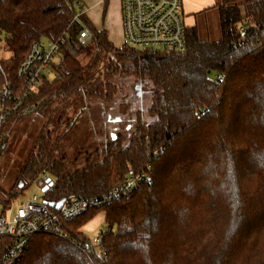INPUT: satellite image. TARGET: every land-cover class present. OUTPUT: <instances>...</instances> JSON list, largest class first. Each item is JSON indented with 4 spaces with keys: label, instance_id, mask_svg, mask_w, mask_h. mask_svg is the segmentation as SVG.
Returning a JSON list of instances; mask_svg holds the SVG:
<instances>
[{
    "label": "trees",
    "instance_id": "16d2710c",
    "mask_svg": "<svg viewBox=\"0 0 264 264\" xmlns=\"http://www.w3.org/2000/svg\"><path fill=\"white\" fill-rule=\"evenodd\" d=\"M75 1L0 0V38L11 53L0 59V94L5 81L10 85L0 99V155L22 117L14 110L22 86L18 66L43 39L68 34L51 63L56 76L45 75L21 106L39 102L33 113L47 111L76 94L113 102L119 88L110 78L121 73L150 87L152 120L137 112L127 138L106 139L96 158L85 152L71 168L65 155H56L60 137H52L47 116L16 183L0 187V201L46 174L53 185L43 198L54 203L73 193L105 192L130 173L144 178L130 195L63 221L67 237L34 234L14 264H264V0H221L215 4L221 38L201 39L190 27L182 52L114 48ZM83 27L99 49L85 65L75 45ZM109 51L108 74L97 80L102 53ZM97 214L102 242L84 251L79 246L91 238L83 228Z\"/></svg>",
    "mask_w": 264,
    "mask_h": 264
},
{
    "label": "built area",
    "instance_id": "2783aa9c",
    "mask_svg": "<svg viewBox=\"0 0 264 264\" xmlns=\"http://www.w3.org/2000/svg\"><path fill=\"white\" fill-rule=\"evenodd\" d=\"M74 5L82 12L79 1ZM121 37L123 43L136 49H172L182 52L187 47L186 30L182 0H120ZM68 37L53 41L33 42L23 62L18 66L17 76L22 80L19 102L14 107L20 115L26 116L35 111L39 102L21 106L41 85L60 45ZM77 39L85 43L92 39V32L83 27ZM98 50V49H97ZM10 94V85L5 81L0 99ZM3 114L0 115V126ZM7 136V133H4ZM0 140H2L0 138ZM144 178L143 173H130L109 190L95 195L69 194L62 199L59 208L44 202L42 195L32 194L14 209V200L4 193V203L0 201V264H14L28 246L30 238L37 233H51L67 237L63 221L74 218L87 209L101 208L116 196H128ZM103 231H97L89 243L79 246L82 250L98 247L102 242Z\"/></svg>",
    "mask_w": 264,
    "mask_h": 264
},
{
    "label": "rangeland",
    "instance_id": "374dc122",
    "mask_svg": "<svg viewBox=\"0 0 264 264\" xmlns=\"http://www.w3.org/2000/svg\"><path fill=\"white\" fill-rule=\"evenodd\" d=\"M188 21L186 18L185 22ZM105 32L114 48L124 44L117 26L109 30V35L106 30ZM199 37L210 42L218 41L221 38L217 9L208 12L206 20L202 19ZM45 41L46 39H43L42 43ZM75 45L78 49L76 57L82 65L87 64L97 50L94 38L85 41V43H80L77 39ZM61 54L60 51L56 52L54 62L58 61ZM10 56V51L4 47V37L2 36L0 38V59H7ZM112 57V51L102 53L96 73L97 80L105 79L108 74L106 65ZM55 76V70L49 67L46 77L53 79ZM110 80L115 82L119 88L118 97L113 102L82 98L80 94H76L64 105L56 107L54 103L47 111L31 113L16 120L12 125L5 149L0 155V187L7 190L16 183L17 174L34 140L42 133L47 116H50L51 119L48 130L52 137H60L56 155H65L71 168L82 164L85 152L93 153L96 158L95 149L102 148L106 139L113 138L117 134L128 136L134 128L133 121L137 112H141L144 121L152 120V117L147 113V109L151 105V89L147 87L146 83L121 73L113 75ZM53 109L56 111L54 115L51 113ZM67 126L71 128L67 130ZM64 132H66L65 135H63ZM46 176L49 177L47 174ZM43 180V178H39L37 181L26 184L22 193L14 200V209L34 193L42 195ZM102 219L101 214H97L85 224L83 229L87 237L91 238L103 228Z\"/></svg>",
    "mask_w": 264,
    "mask_h": 264
},
{
    "label": "crops",
    "instance_id": "0c3cea01",
    "mask_svg": "<svg viewBox=\"0 0 264 264\" xmlns=\"http://www.w3.org/2000/svg\"><path fill=\"white\" fill-rule=\"evenodd\" d=\"M78 1L81 4L82 12L95 28L105 29L109 35V30H111L112 27L117 26L121 35L120 0ZM220 1L221 0H182L185 20L186 18L189 20L187 23L185 22L188 28L195 26L199 34L202 19L206 20L207 13L216 9L215 4Z\"/></svg>",
    "mask_w": 264,
    "mask_h": 264
},
{
    "label": "water",
    "instance_id": "95a60500",
    "mask_svg": "<svg viewBox=\"0 0 264 264\" xmlns=\"http://www.w3.org/2000/svg\"><path fill=\"white\" fill-rule=\"evenodd\" d=\"M44 184L42 185V189H41V191H42V193H45L52 185H53V181L52 180H50V178L49 177H47V178H45L44 179V182H43ZM22 185V183H21V181L19 182V186H21ZM44 202L45 203H47L49 206H51V207H55L56 209L57 208H59L60 207V205H61V203H62V200H59V201H57V202H48V201H46V200H44Z\"/></svg>",
    "mask_w": 264,
    "mask_h": 264
}]
</instances>
